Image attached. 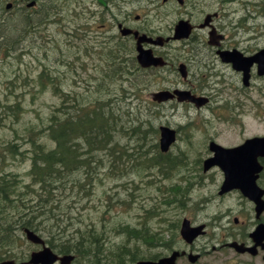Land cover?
<instances>
[{"label":"rangeland","instance_id":"1","mask_svg":"<svg viewBox=\"0 0 264 264\" xmlns=\"http://www.w3.org/2000/svg\"><path fill=\"white\" fill-rule=\"evenodd\" d=\"M92 1L107 4L111 0H39L40 6L45 5L44 11L47 15L39 17V13L35 12L27 19L31 22L27 28L25 13H19L16 6L15 10L8 11L6 7L9 0H0V21L3 22L2 26L6 23L2 31H8V21H20L17 31L9 30L14 35L13 40L9 42V45L12 42L10 45L13 48L12 52L4 51L8 47L7 44H0V114L5 113L8 116L10 115L8 107L22 104L20 117L16 119L18 121L10 123L6 117L2 120L0 117V152L6 141L14 139V132L9 127L14 126L20 130L27 125L38 130L46 127L49 116L60 104L58 94L64 89L67 92L68 89L77 88V93L85 97L84 101L89 104L101 97H103L101 101L115 99L114 103L122 108L118 114L123 115V111L131 108V114L135 112L139 120L149 122L150 126L144 128L149 132L141 135L143 141L140 142L144 144V150H147L149 155H153L157 149L156 144L159 145L160 126L167 125L178 130L179 140L172 148V157L177 158L176 165L167 168L157 161V165L145 164L146 160L142 161L141 158V161H138L137 155L131 159L118 158L114 163L105 160L102 161L100 171L98 168L97 174L92 176L91 186L86 190L89 197L78 203L77 197L66 196V193L56 190L60 193L61 199L57 198V202L54 199L52 203L57 205L60 200L62 206L76 205L77 226H82V229L94 223L97 228L100 221L108 220L104 222V237L107 239L106 247L110 252L106 255L113 262L118 260L117 256L122 248L127 247L130 251L137 249L139 252L137 255L145 260L151 259V256L163 258L174 251L181 253L186 251L202 254L198 264H263L259 257L252 259L233 250H219L223 243L227 242L225 238H230L228 234H233L231 238L235 240L240 238L235 234L244 232L242 229L239 230V226L235 227L234 216L241 215L245 218L249 215L242 210L245 208L243 199H249L238 192L232 198L215 203L213 195L217 191L215 185L219 175L217 172L204 174L203 162L212 156L208 149L210 141L232 148L249 138L264 136V77L258 76L256 69L253 68L251 85L245 87L242 74L234 70L231 63H223L220 57L216 64L197 69L196 81L191 80V84L199 88L197 91L199 94L208 93L213 97L211 105L206 109H197L189 103L177 102L176 105L163 109L164 106L160 108L153 102L154 93L159 90L175 89L176 84L182 80L180 75L176 77L174 73L153 75V79L140 76L139 81H134L140 83V88H131L133 93L143 89L139 99L135 96V100L126 99L128 93L124 96L122 90L129 86L121 78L116 80L107 78L104 90L110 92V96L101 95L100 92L104 90L96 92L95 84L105 76L102 69L107 64L106 48L116 42L113 40L111 43L109 38L116 32L119 35L120 33L111 31L114 28V19L107 6L94 4ZM178 1L168 0L169 4H166L167 0H119L117 4L131 12L134 17L140 15L146 21L141 24L151 30L161 31L172 29L181 18L203 21L206 15L217 12L219 17L215 19L216 26L226 34V43L231 49H237L246 56L264 49V0H189V2L185 0L183 6L177 4ZM24 6L19 3V9ZM114 13H117L116 10ZM122 15L116 14L117 18ZM105 25L109 29L105 30ZM104 43L107 47H102ZM118 43L126 50L120 52L121 56L124 55L126 58L136 55V45L133 41ZM186 54L189 58L196 57L194 52L189 53L186 50ZM67 55L70 56L67 59H72L76 64L77 72L67 71L64 66L63 61L65 62ZM204 62L194 66L197 68ZM43 70H47L46 74L53 75L57 81L53 78L52 85L51 79L45 80L49 93L42 94L34 102L31 101V96L26 94H35L43 90L40 82ZM69 70L73 69L70 67ZM84 80H88L89 84H85ZM64 83L68 85L73 83V87L68 88ZM124 120L125 126L128 127L126 114ZM136 141L127 133L121 132L117 136L119 147L116 149L123 150L127 147L128 152H133ZM137 152L136 149L135 154ZM28 156L30 157L29 153H25L16 158L13 161V168L8 169L20 176L22 186L30 183L29 172L32 164ZM105 157L103 154L102 158ZM36 204L35 198L29 203L31 206ZM207 204H210V207L204 211L203 208ZM38 208L35 207L33 210L39 211ZM218 211L223 213V228L227 229L224 235H220L219 229L212 225L208 234L200 237L191 246L182 239L180 229L184 219H189L192 226L197 227L202 224L196 225L194 222L204 223L208 220L207 215H213ZM54 214L56 217L60 216L57 212ZM14 220L15 218L12 221ZM127 225L133 228L146 226L150 237L144 238L143 242L141 239H131L118 232L121 226ZM252 226L253 223L250 229ZM43 227H46L49 233L55 229L58 232L60 229L56 222L53 226ZM99 229L97 231L102 232ZM213 231L217 234L214 235ZM44 235L45 233L42 235L45 238ZM25 238L24 235V240ZM192 247L195 252H190ZM26 249L30 252L39 251L41 247L29 245ZM185 257L180 258L178 264H189L188 257Z\"/></svg>","mask_w":264,"mask_h":264},{"label":"trees","instance_id":"2","mask_svg":"<svg viewBox=\"0 0 264 264\" xmlns=\"http://www.w3.org/2000/svg\"><path fill=\"white\" fill-rule=\"evenodd\" d=\"M24 13L26 27L29 28L31 22H28L27 19H30V15L26 11ZM38 15L42 17L43 13ZM2 23L0 21V44H7L8 47L4 51L11 53L12 42L10 45L9 42L13 40L12 36L14 35L9 30L17 31L20 21H8V31H2V27L6 25L5 23L2 26ZM103 45L105 46L106 43ZM123 49L124 47L120 44L107 47L108 53L105 56L107 64L102 69L105 76L98 80L95 88L96 92H100L105 89L107 78L110 80L121 78L129 86L122 90V94L125 96L128 93L126 99L135 100L134 96L131 97L133 95L131 88H140V83L134 82L135 80L139 81L138 72L140 70L133 56L124 58V55H120ZM124 51L126 50L124 49ZM69 57L67 55L65 62L63 61L64 66L67 71L77 72L76 64L72 59H67ZM119 65L122 67L120 68ZM70 67L73 70H69ZM41 72L40 82H42L43 90L41 89L35 94H26L30 95L31 101L34 102L42 94L45 95L48 92L45 80L51 79L50 82L54 85L53 78L55 77L47 75V70ZM54 80L57 81L56 78ZM84 83L89 84V81L84 80ZM64 86L73 87V83L70 85L64 83ZM65 90L58 94L60 104L54 108L49 116L47 126L43 129L38 130L31 125L23 127L22 130L16 129L14 126L9 127L14 132V139L6 141L0 152V262L12 260L20 263L30 259L32 251L30 252L26 248L31 244L24 240V230L26 229L42 235L45 233L48 245L60 255H75L76 259L73 264H79V262L83 264H130L144 260L143 257L137 255L139 253L137 249L130 251L127 247L122 248L116 262L109 260L106 253L110 252L106 247L107 239L104 237V222L108 220L100 221L98 226H102L100 229L95 228V223L82 229V226H77L76 205L62 206L60 200L57 205L52 202L54 199L55 202H57V198L61 199L59 192L66 193V196L77 197L78 203L89 197V192L86 190L88 186H91L92 176L102 168V161L107 160L114 163L118 158L131 159L137 155L138 161H141L142 158V161L146 160L145 164L157 165L155 162L157 156L149 155V152L144 150V144L140 143L143 141L141 135L149 132L144 128L150 124L144 119L139 120L135 112L131 114V108L123 111V115L118 114L122 108L114 103L115 99L108 98L101 101L103 99L101 97L100 100L97 98L89 104L84 101L85 97L77 93V88L68 89L67 92ZM139 90L134 95H137ZM100 94L110 96V92L106 90ZM21 105L8 107L10 115L0 114L1 120L6 117L10 123L18 121L16 119L20 117ZM125 114L128 116V127L125 126ZM121 132H125L130 138L133 137L137 140L133 152H128L127 147L123 150L116 149L119 147L117 146V136ZM136 149L138 152L135 154ZM25 153H29L30 157H28L32 167L29 172L30 185L22 186L20 176L8 169L14 164L13 161L16 158H20ZM103 154L106 155L105 159L102 158ZM33 198L37 204L31 206L29 203ZM35 207H39V211L33 210ZM54 212L60 216L56 217ZM14 218L15 220L12 221ZM55 222L60 228L58 232L55 229L54 232L49 233L46 227H43V225L53 226ZM97 229L102 232L99 233ZM118 232L131 239H141L143 242L144 238L150 237L146 226L139 228L129 225L121 226ZM21 233L23 234L20 236ZM156 258L157 256H151L149 260Z\"/></svg>","mask_w":264,"mask_h":264},{"label":"flooded vegetation","instance_id":"3","mask_svg":"<svg viewBox=\"0 0 264 264\" xmlns=\"http://www.w3.org/2000/svg\"><path fill=\"white\" fill-rule=\"evenodd\" d=\"M118 1L119 0H111L108 3V5L106 4L108 11L110 12V15L112 16V19H114V28L111 29V31H136V32H139L140 34H145L152 38L168 36L170 34H173L175 25L172 29L169 28L168 31H161V30H154V29L151 30L148 26L141 24L142 22H146V21L140 15H137L136 17H134L131 12L127 11V9H124V7L119 6L117 4ZM15 2H17L15 4L17 5L18 8H19L20 2L25 5L23 8L18 9V11L22 13L24 11L23 9L27 6L26 0H16ZM96 2L98 3L99 1H96ZM38 5H39V2L37 1L36 7H34L32 11H30L29 13H32L35 9H37ZM114 10H116L117 12L116 14L120 13L123 15L117 18L116 14L114 13ZM215 14H218V13H214V15ZM217 17H219V14ZM215 19L216 17H213L209 27L201 29L200 25L202 21L196 20L193 18H187V20L191 22V24L193 25V31H194L192 36L187 41L176 42L172 44L166 43L164 44L163 47H153L147 44L144 45L146 49H152L153 54L155 56L161 57L165 60L166 65H164L162 68L164 69L166 74L170 75L174 73L176 74V77H179L180 75L179 66L182 64L186 66L188 76L186 79H182V80L180 79L178 84H176L175 89H184L186 91L191 92L193 95H195L198 98H204L205 100H207V104L203 109H206L211 105L213 97L212 95H209L208 93L202 92L201 94H199L197 92L199 88L191 84V80L196 81L197 69H202L204 67L208 68L209 66L216 64L219 61V57L222 52L234 50V49H231L230 48L231 46H229L226 43L227 36L224 33V31H221L219 27L216 26ZM104 27H105L104 28L105 30L109 29V27H107L106 25ZM115 34H112L111 37L120 36L119 34H117V32ZM210 34H212L213 39L209 38ZM131 38L133 40L135 39L134 36H131ZM186 50L189 53L194 52L195 53L194 55L196 57L189 58L186 54ZM203 61L205 62L202 65H198L197 68L194 66L195 64L199 62H203ZM152 70H156V69H150V70L145 71L144 73H149V72L154 73L155 71H152ZM175 89L171 88V89H166L165 91H174ZM174 102L176 101H171L166 104H159V105H162L165 108H167L170 106V104L174 105ZM208 149H209V146H208ZM212 157L213 155L209 156L208 159ZM212 172H217L216 174L219 175V177L216 180V185H215V188L217 189V191H216V194L213 195L214 198L216 199L215 203H217V201H224L230 197L232 198L238 194L239 191L237 190H233L231 192H228L227 194H221V189L224 183V174L218 167H214L210 171L206 173L204 172V174L208 175ZM263 179L261 175L259 179V185L261 188L264 189V183H262L264 182ZM243 202H244L245 208L244 209L242 208V210H244L245 212H248L249 215H246L245 218L241 217V215L234 216V223H235V227L239 226L240 227L239 230L242 229L244 232L235 234V235H239L238 237H240V238H235V240L231 238L233 234H228L230 238H225V241L227 242H224L223 245L219 248V250L227 249V250H233L235 252V250L232 249L230 246V244L233 242L234 243L237 242L239 244H242L248 247L252 246L253 242L251 240V233L257 228L259 224L261 223L264 224V212L260 216V219H258L257 214H256V205L253 202L246 200V199H243ZM209 207H210V204H207L203 208V210L206 211L209 209ZM222 216H223V213L218 211V213H215L213 215H207L208 220H206V222L204 223L194 222V223L196 225L197 224L204 225L206 229V235L208 234L209 227H211L212 225L216 226V228L219 229L220 235H224L227 229L223 228ZM251 223H253V226L250 229ZM248 229L250 230L248 231ZM213 234L215 235L217 233L213 231ZM206 235H204L203 237H205ZM194 243H192L191 245H193ZM190 252H195L193 247L190 249ZM200 254L188 253V263L198 264V262H200L202 258L201 257L202 254L201 255ZM239 255L252 257L248 253L239 254ZM190 256L198 257V259L196 261H192L189 258ZM258 257L259 259H261L262 263L264 264V253L261 252L258 255L252 257V259H255Z\"/></svg>","mask_w":264,"mask_h":264},{"label":"water","instance_id":"4","mask_svg":"<svg viewBox=\"0 0 264 264\" xmlns=\"http://www.w3.org/2000/svg\"><path fill=\"white\" fill-rule=\"evenodd\" d=\"M130 32V31H129ZM145 36L139 40L138 61L144 67L157 66L162 64L161 59L153 57L152 51H144L140 44L143 42H151ZM154 44L159 41L153 42ZM241 59L243 61H241ZM225 61H232L234 68L244 72V84L249 85L250 71L254 64L258 65V74L264 76V50L260 51L257 55L243 59L242 55L238 52L224 57ZM180 100L183 101L188 95L177 93ZM156 97L159 100H167L172 98L169 93H161ZM161 149L167 152L170 146L176 140V132L169 128H161ZM211 149L216 152V158L205 163V171L209 170L212 166H220L226 174V180L222 192L231 189H240L245 196L249 197L257 205L258 216L264 210V201L262 197L264 191L260 190L256 184L258 174L262 171V166L258 163V158H264V138H257L248 140L243 146L233 149L224 150L215 144H212ZM203 227L192 228L188 220H184L181 228V235L185 241L192 243L199 235L203 234ZM27 238L34 244H41L44 249L38 253H34L28 263L21 264H55L60 261L61 264H71L74 260L73 256L59 257L49 247L45 246V242L38 235L31 231H26ZM256 243L253 248L245 249L243 245L232 244L237 251L244 253L251 252L253 255L257 254V247L262 246L264 249V225H260L257 230L251 235ZM180 256L175 252L171 257L161 259L159 262L141 261L137 264H176L177 258ZM192 261H196L198 257L190 256ZM0 264H17L13 261H5Z\"/></svg>","mask_w":264,"mask_h":264}]
</instances>
